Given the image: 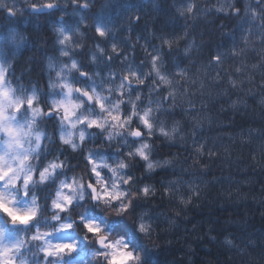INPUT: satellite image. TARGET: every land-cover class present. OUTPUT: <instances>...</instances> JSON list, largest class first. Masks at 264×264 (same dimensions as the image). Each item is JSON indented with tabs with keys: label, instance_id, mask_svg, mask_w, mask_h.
Instances as JSON below:
<instances>
[{
	"label": "clouds",
	"instance_id": "clouds-1",
	"mask_svg": "<svg viewBox=\"0 0 264 264\" xmlns=\"http://www.w3.org/2000/svg\"><path fill=\"white\" fill-rule=\"evenodd\" d=\"M0 264H264V0H0Z\"/></svg>",
	"mask_w": 264,
	"mask_h": 264
}]
</instances>
